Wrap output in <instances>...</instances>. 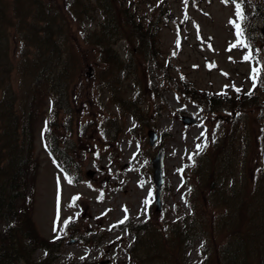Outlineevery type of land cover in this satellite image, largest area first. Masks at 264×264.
<instances>
[{"label": "rangeland", "instance_id": "obj_1", "mask_svg": "<svg viewBox=\"0 0 264 264\" xmlns=\"http://www.w3.org/2000/svg\"><path fill=\"white\" fill-rule=\"evenodd\" d=\"M121 1L120 18L136 16L144 30L151 28L155 36L153 52L143 37L122 32L112 38L108 45L118 65L112 64L114 58L109 61L111 57L103 56L99 42H85L103 31L106 13L101 0H44L39 5L64 47L79 43L92 74L76 77L77 83L82 81L83 94L77 95L69 115L57 108L55 116L48 95L36 104L31 121L22 111L27 134L23 140L36 168L30 177L31 217L40 237L57 250L51 254L53 264H167V255L175 258L168 264H201L207 258L208 249L203 250L208 237L216 246L221 244L218 249L234 240L219 233L226 208L211 199L212 188L227 196L232 190L237 201L264 180V86L257 81L253 88L250 78L253 67L264 69V11L245 36L262 50L258 57L262 62L257 64L243 60L247 49L237 46L229 51L237 40L230 21L240 23L231 1ZM15 22L7 29L3 47L12 58L10 81L19 106L31 101L28 91L35 79L32 72L29 75L25 55L34 59L38 51L27 46ZM44 24L40 21L39 32ZM60 54L56 49V63ZM228 90L235 97L249 91L256 96L244 115L238 114V105L210 106L207 93ZM185 115L197 122L185 124ZM53 117L57 118L52 127L56 141L77 165L71 184L47 152L44 125ZM151 130L158 134L154 146L149 142ZM160 148L165 182L158 211L152 159ZM88 171L94 172L92 178H87ZM192 203L216 223V229L202 230L194 224ZM65 220L70 221L67 227ZM218 249L210 253L219 259ZM48 252L38 247L33 257L38 261Z\"/></svg>", "mask_w": 264, "mask_h": 264}, {"label": "trees", "instance_id": "obj_2", "mask_svg": "<svg viewBox=\"0 0 264 264\" xmlns=\"http://www.w3.org/2000/svg\"><path fill=\"white\" fill-rule=\"evenodd\" d=\"M44 0H0V264H53L50 245L46 244L40 237L37 227L31 217V209L28 203L31 202L29 188L33 187L31 175L36 168L34 167L33 153L23 137L27 134L23 124L22 111L25 112L30 121L36 116L35 106L40 103L46 95L51 101L53 108L63 110L70 114V107L76 101L77 95L81 96L83 91L79 88L82 81L78 78L85 76V72L90 67L87 55L78 47L61 44L53 35V22L44 18V12L39 5ZM106 13V19L103 23V31L99 35H93L85 42L88 45L99 42L100 47L104 49L103 56L115 59L113 65L120 63L114 54L111 55V49L108 43L118 36L119 33H127L145 38L152 49V39L155 32L144 26L141 21L136 20V16L121 17L118 14L121 0H101ZM231 1V0H229ZM239 2V0H238ZM232 3V2H231ZM264 0H243V13L245 19L238 20L244 28L245 36L248 38V30L255 17H258L264 11ZM233 4V3H232ZM35 8V9H34ZM7 9H10L7 11ZM16 19L15 28H19L24 33L27 46H34L38 53L34 59L25 55L29 64V75H34V85L30 86L28 95L31 101L25 100L19 106L17 104L18 95L11 84L13 74L12 58L3 47L6 39L7 29L13 27L12 21ZM40 21H45L39 32ZM125 23V24H124ZM130 26L132 28H130ZM41 34L42 36H38ZM101 37H98L100 36ZM120 36V34H119ZM103 40V42L101 41ZM62 48V49H61ZM41 49V51H40ZM56 49L60 56L57 58L59 63L55 62L54 56ZM61 49V50H60ZM64 50V52H62ZM107 52V54H106ZM61 66L60 68H58ZM77 77V79H76ZM233 91L228 90L221 94L207 93L212 107H235L238 105L239 115L245 114V109L249 103L256 99L254 94L246 95L248 92H242L244 95L234 96ZM214 108V109H215ZM59 110V109H58ZM57 115L59 112H57ZM29 121V122H30ZM52 123H47V128H51ZM50 153L59 159V153L56 147V137L50 139ZM246 142V136L243 137ZM248 142V137H247ZM56 145V147L52 146ZM62 155L66 153L59 150ZM65 172L70 174L68 166H65ZM215 178V177H214ZM215 186V183H214ZM235 193L219 192L215 187L212 188L211 199L217 201L219 205L224 206L225 213L220 218L221 228L219 233H226L227 238H233L231 244H225L220 249L216 246L213 238L208 237V249L217 248L220 253L212 255L204 261V264H264V180L260 187V180L254 187L252 194H246L244 199H238ZM194 210V224L201 226L202 230L216 225L209 219L202 210L197 209L192 203ZM216 229V227H215ZM257 235L260 236L258 239ZM181 235L178 233L176 241L180 243ZM211 243V244H210ZM179 244L175 243L177 247ZM38 247H47L48 255L42 260L34 259V252ZM35 249V250H34ZM170 248L167 249L169 251ZM34 250V252H33ZM167 264L175 260L174 256L167 255ZM215 260H219L217 263Z\"/></svg>", "mask_w": 264, "mask_h": 264}, {"label": "snow or ice", "instance_id": "obj_3", "mask_svg": "<svg viewBox=\"0 0 264 264\" xmlns=\"http://www.w3.org/2000/svg\"><path fill=\"white\" fill-rule=\"evenodd\" d=\"M222 2L228 3L229 0H222ZM231 2L235 5V15H236V17L238 18V20L243 21L245 19L244 13H243V7H242L243 0H239V2H238V0H231ZM185 3H187V0H185ZM185 19H187V16H185ZM230 23L234 24L235 34H236L237 40H236L235 44L230 45L229 51L233 47L240 46L241 48L247 49L245 55L243 56V60L244 61L251 62V61L255 60L257 62V64H260L262 62V60L259 59L258 57H260V53H261L262 50L254 48L253 45L251 44V41L245 38L244 28H243L241 23H237L235 21H230ZM262 71H264V69H261L260 67H253L251 69L250 78L253 81V88H255L257 86V81H259V84L261 86H264V79H260V74H261ZM236 91L239 92L240 89L236 88ZM247 94L248 95H252V92L249 91ZM202 135H203V133H202ZM197 147L199 148L200 146L197 145ZM67 182L69 184H71L73 182L72 178L71 177H67ZM149 195H151V193H149ZM102 197H103V194H101L100 198L102 199ZM78 198H79L78 196L74 197L73 200H76ZM147 202L148 201L146 200L145 203H147ZM124 210H125V212H127V209H124ZM126 219H127V216H125L124 219L119 221V223L123 224ZM58 222H59L58 219H57V221H54V226H53V231L54 232L57 231ZM69 222H70L69 220H65L63 222L64 223V227H67ZM58 238H59V236H57V239Z\"/></svg>", "mask_w": 264, "mask_h": 264}, {"label": "water", "instance_id": "obj_4", "mask_svg": "<svg viewBox=\"0 0 264 264\" xmlns=\"http://www.w3.org/2000/svg\"><path fill=\"white\" fill-rule=\"evenodd\" d=\"M184 122L191 124V123H195V120L189 117H184L183 118ZM151 144H154V139L156 138L155 134H151ZM162 162H163V153L162 150H160V152L158 153L157 157L153 160V165H154V169H155V173H154V180L156 182L157 185V202H160V190H161V185L163 183V176H162ZM89 176L92 175L91 172L88 173Z\"/></svg>", "mask_w": 264, "mask_h": 264}]
</instances>
